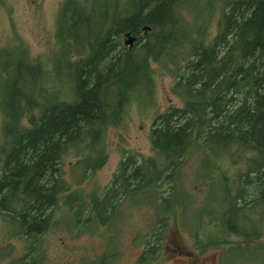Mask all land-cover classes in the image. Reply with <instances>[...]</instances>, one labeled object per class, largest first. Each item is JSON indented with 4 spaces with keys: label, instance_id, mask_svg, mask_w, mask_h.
<instances>
[{
    "label": "trees",
    "instance_id": "1",
    "mask_svg": "<svg viewBox=\"0 0 264 264\" xmlns=\"http://www.w3.org/2000/svg\"><path fill=\"white\" fill-rule=\"evenodd\" d=\"M191 1L63 0L46 56L34 58L22 43L15 55L0 53V261L14 250L8 236L23 251L8 264H45L43 237L64 225V207L75 218L65 227L101 232L124 201L166 185V197H153L156 220L145 234L152 237L143 238L146 262L139 264H150L160 236L179 234L192 193L176 195L196 155L201 187L222 181L219 201L232 204L224 229L245 244L264 237V0H195L197 29ZM161 70L182 105L154 117L151 154L124 152L101 194L86 200L72 191L69 173L82 166L86 178L106 165L109 131L132 103L143 106V94L155 101ZM210 219L204 233L222 237L207 244L232 245ZM249 223L260 230L247 232ZM109 256L89 264H108Z\"/></svg>",
    "mask_w": 264,
    "mask_h": 264
},
{
    "label": "rangeland",
    "instance_id": "2",
    "mask_svg": "<svg viewBox=\"0 0 264 264\" xmlns=\"http://www.w3.org/2000/svg\"><path fill=\"white\" fill-rule=\"evenodd\" d=\"M62 1L0 0V53L15 55L16 51L19 52L18 44L22 43L34 58L35 56H46L54 44L55 20ZM189 10L190 18L197 29L195 0L191 1ZM220 17V12H218L213 28L217 29ZM172 82V76L166 71L161 70L156 73L155 101L147 94H143L141 95L144 99L143 106L140 107L138 104L132 103L121 124L109 131V158L106 165L86 178H84L82 166L76 168L71 174L69 173L68 179L72 183V191L79 190L81 194L84 193L82 197L86 200L92 194H101L118 169L124 152L138 153L145 157L151 154L149 136L154 117L159 112L165 111L170 105H182L181 99L171 91ZM152 100L154 101L153 105ZM1 123L0 112V139ZM199 157L196 155L186 162L184 176L185 182L188 184L186 188L179 186V193L176 195V199L181 201L184 199L185 190L192 193L191 198H187L186 211L179 214L181 219L183 217L182 222L178 223L181 240L189 244L192 240L193 230L204 229L206 226V218L202 213L212 210V201L216 198L218 200L225 198V186L222 181L215 184V187H201L203 182L200 179H202L203 171L198 160ZM69 167L70 164L67 162V171L70 170ZM150 200V195L147 197L138 195L124 201L115 210V216L110 225L100 227L99 230L102 233L65 227L72 225L75 218L69 213L67 207H64L60 217L63 218L61 222L65 226L56 225L43 237V246L47 250L45 264H89V261H96L104 253H117L114 264H139L143 252V235L152 230L154 226L152 224L156 220V211H154L156 203ZM221 203L219 202V204ZM96 227V225H92L90 229H97ZM253 227L254 225H251L247 228L251 230ZM227 237L231 241H235L232 245L229 244L230 246L224 253L227 261L232 264H264V237L255 238L249 244H245L242 237L238 238L235 235ZM3 241L12 242L14 247L10 257L0 261V264H8L12 258L20 256L23 251L18 238L7 236L3 238ZM195 249L197 255L214 253L213 249ZM215 253L217 252L215 251ZM173 263V259H169L168 254L166 255L163 251L159 255L158 262L153 264Z\"/></svg>",
    "mask_w": 264,
    "mask_h": 264
},
{
    "label": "flooded vegetation",
    "instance_id": "3",
    "mask_svg": "<svg viewBox=\"0 0 264 264\" xmlns=\"http://www.w3.org/2000/svg\"><path fill=\"white\" fill-rule=\"evenodd\" d=\"M150 201L154 202L153 198H151ZM195 202H196V199H195ZM155 209H156V213H157V207L154 205V211H155ZM219 209H218L217 205L215 204V205H213L211 212L208 211L206 213H202L204 215V217L206 218V223L207 222L210 223V221H211L210 215L215 216L216 220H218V221L225 220L224 215L228 216L230 212L232 213V210H231L232 204L230 205V203H225L223 208L220 210ZM208 216H209V218H208ZM202 228H203V226H202ZM212 229H213V227L211 228V230ZM194 231H197L198 234L194 233L191 235L192 240L190 241V244L186 243V241L181 240L180 234H172L170 236H165V235L160 236V238H163L164 242L155 244L157 246L155 248V250H157L158 248H161L160 254L163 251L166 255L168 254L169 259H173V261H174L173 264H232V262L227 261L224 257V253H226V250L230 245L218 246L216 244H212V245L207 244V242L213 243V242L219 240L222 236H220L218 234L204 233V229H201V228L197 229V230L195 229ZM206 234H208V235H206ZM144 236L145 235H143V238H144ZM145 237H152V236L148 235ZM153 237H159V236L153 235ZM202 241L206 242L205 246L202 243ZM145 248H146V244L144 243L143 244V252H142V255L140 256L139 261L144 260L146 262V255L144 253ZM195 248H200V249L204 248L206 250L213 249L214 253H211L210 255L208 253L197 255V250ZM215 251L217 253H215ZM111 255L114 256V253ZM159 255L156 257V259H153L152 262H150V261H148V262L150 264L158 262ZM113 256H109L108 264L112 263Z\"/></svg>",
    "mask_w": 264,
    "mask_h": 264
},
{
    "label": "bare ground",
    "instance_id": "4",
    "mask_svg": "<svg viewBox=\"0 0 264 264\" xmlns=\"http://www.w3.org/2000/svg\"><path fill=\"white\" fill-rule=\"evenodd\" d=\"M169 190V187L168 186H166V185H164V186H161V187H159V188H157V191H158V194H156L155 192H153L154 190L153 189H151L150 187H147L145 190H144V192H142L141 193V195L142 196H144V197H147L148 195H150V197L151 198H157V199H162V198H164V197H166L167 196V191ZM219 200L216 198L214 201H212V207H213V205H217V207H218V209L220 208V209H222L223 208V206H224V204L225 203H227V202H223L222 201V203L221 204H219ZM219 209V210H220ZM226 215H224V217H225ZM215 217V216H214ZM224 222H226L227 223V221H226V217H225V220H222V221H218V223L219 224H221L222 225V223H224ZM240 223H237V226L239 225ZM252 224L251 223H249L248 225H246L245 226V229L247 230V232H250L251 230H252V232H258L260 229V227L258 226V224H255L254 225V227H253V229H251V230H249L247 227L248 226H251ZM223 226V225H222ZM243 228V227H242ZM242 228H237V229H242ZM230 227H225V229H224V226H223V228H222V231L225 233V235H227V236H230V234L231 235H235V236H237V234H234L233 232L232 233H230ZM226 230H228V232L226 233ZM232 230V229H231ZM254 234V233H253Z\"/></svg>",
    "mask_w": 264,
    "mask_h": 264
},
{
    "label": "water",
    "instance_id": "5",
    "mask_svg": "<svg viewBox=\"0 0 264 264\" xmlns=\"http://www.w3.org/2000/svg\"><path fill=\"white\" fill-rule=\"evenodd\" d=\"M135 39L134 38H130L127 43L131 46L134 43Z\"/></svg>",
    "mask_w": 264,
    "mask_h": 264
}]
</instances>
